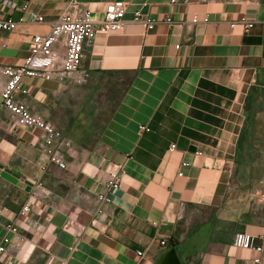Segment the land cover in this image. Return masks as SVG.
Instances as JSON below:
<instances>
[{"label": "crops", "instance_id": "crops-1", "mask_svg": "<svg viewBox=\"0 0 264 264\" xmlns=\"http://www.w3.org/2000/svg\"><path fill=\"white\" fill-rule=\"evenodd\" d=\"M5 1L17 26L0 32V64L18 66L62 14L97 22L117 0ZM123 1V29L85 47L83 85L25 79L17 95L71 142L67 172L47 166L41 132L0 116L1 264H158L171 249L178 264H264V0ZM136 12L174 24L146 32ZM242 17L247 34L230 28ZM238 232L261 255L235 248Z\"/></svg>", "mask_w": 264, "mask_h": 264}, {"label": "built area", "instance_id": "built-area-1", "mask_svg": "<svg viewBox=\"0 0 264 264\" xmlns=\"http://www.w3.org/2000/svg\"><path fill=\"white\" fill-rule=\"evenodd\" d=\"M177 0H172L171 3ZM0 4L11 9L17 7L16 4L0 0ZM127 3L123 0H117L108 4L103 13L102 19L93 21L88 11L82 14L67 12L50 24L49 31L46 34H35L29 44V52L22 63L18 66L1 65L0 78L4 79V86L0 90V116H8L7 125L17 128H27L41 132L42 147L46 155V163L49 167H54L58 172H67L68 162L66 152L72 148L71 142L66 140L61 132L57 130L50 122L31 112L24 104L17 100V95H26L27 88L24 86L25 79H41L45 81H57L59 83L73 82L76 85L85 83L84 76L79 71L85 56V47L91 45L98 35L107 36L112 33L120 32L124 25V16ZM32 25H43L44 17L36 12L26 13L24 20ZM134 21L141 24L146 32L154 29L159 23L167 25L174 24L169 16L163 18L143 16L140 12L134 14ZM196 18L191 20L192 24L197 23ZM183 26L185 23H179ZM253 23L242 17L232 23L230 28L241 26L245 34L253 28ZM17 22L11 18H2L0 16V32H12L16 29ZM0 118V127L2 126ZM141 131H147L141 127ZM174 145L169 150L173 151ZM196 155H201L196 153ZM69 156H71L69 154ZM188 164L183 163L182 167ZM43 172H48L47 167L42 168ZM181 177L182 173H178ZM121 184V175L119 171L110 174L109 181L105 184L106 191L118 189ZM97 200L100 204H107L109 199L104 195H98ZM30 202H27L21 208V215L30 211ZM3 217L0 207V219ZM8 233H16L15 226L9 224L5 226ZM9 244L8 236H4L0 242V264L1 257L6 252ZM162 247H166L165 242H161ZM233 246L242 250H254L259 255L263 252L262 246H257L252 236L238 232L234 235ZM138 262L141 264L142 252H137ZM260 258L254 262L260 263Z\"/></svg>", "mask_w": 264, "mask_h": 264}, {"label": "water", "instance_id": "water-1", "mask_svg": "<svg viewBox=\"0 0 264 264\" xmlns=\"http://www.w3.org/2000/svg\"><path fill=\"white\" fill-rule=\"evenodd\" d=\"M168 260V264H178L177 259L175 257L174 250H169L160 260L158 264H166Z\"/></svg>", "mask_w": 264, "mask_h": 264}, {"label": "trees", "instance_id": "trees-1", "mask_svg": "<svg viewBox=\"0 0 264 264\" xmlns=\"http://www.w3.org/2000/svg\"><path fill=\"white\" fill-rule=\"evenodd\" d=\"M171 245H173V243Z\"/></svg>", "mask_w": 264, "mask_h": 264}]
</instances>
